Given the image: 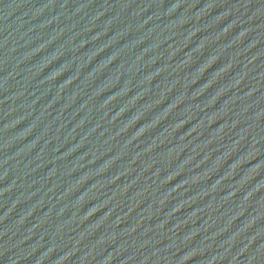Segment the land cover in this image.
<instances>
[{"label": "water", "instance_id": "1", "mask_svg": "<svg viewBox=\"0 0 264 264\" xmlns=\"http://www.w3.org/2000/svg\"><path fill=\"white\" fill-rule=\"evenodd\" d=\"M0 264H264V0H0Z\"/></svg>", "mask_w": 264, "mask_h": 264}]
</instances>
